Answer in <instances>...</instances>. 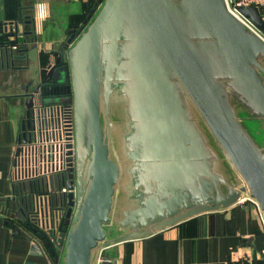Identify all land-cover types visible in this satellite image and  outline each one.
Listing matches in <instances>:
<instances>
[{
  "label": "water",
  "instance_id": "water-1",
  "mask_svg": "<svg viewBox=\"0 0 264 264\" xmlns=\"http://www.w3.org/2000/svg\"><path fill=\"white\" fill-rule=\"evenodd\" d=\"M25 1L38 5L19 0L4 23L0 69L20 58ZM239 12L264 33L257 8ZM67 35L48 73L70 86L54 103L72 108L75 131L56 264H118L104 253L243 201L264 225V40L226 0H100Z\"/></svg>",
  "mask_w": 264,
  "mask_h": 264
},
{
  "label": "crops",
  "instance_id": "crops-1",
  "mask_svg": "<svg viewBox=\"0 0 264 264\" xmlns=\"http://www.w3.org/2000/svg\"><path fill=\"white\" fill-rule=\"evenodd\" d=\"M77 6L69 0H38L41 14L37 30L39 44L36 49L23 51L15 67L0 71V264H53L45 245L35 239L24 227L14 224L7 211L16 209L12 199L11 168L16 146L20 140L22 121L26 114V88L33 89L40 82L41 69L70 38L71 16L83 11L84 3ZM65 4L66 6H62ZM72 4V5H70ZM25 7L31 3L24 4ZM66 9V15L59 12ZM4 2L0 0V21L4 19ZM33 16L32 11H24ZM20 24L22 38L27 45L35 31L25 19ZM25 49V48H24ZM251 241V242H250ZM126 245L129 248L126 249ZM129 249L131 264H235L242 250L252 255L253 264H264V225L258 207L251 203L236 205L215 214L200 216L193 221L164 232L124 245ZM104 255L114 261L109 251Z\"/></svg>",
  "mask_w": 264,
  "mask_h": 264
},
{
  "label": "built area",
  "instance_id": "built-area-1",
  "mask_svg": "<svg viewBox=\"0 0 264 264\" xmlns=\"http://www.w3.org/2000/svg\"><path fill=\"white\" fill-rule=\"evenodd\" d=\"M226 2L230 12L264 40V33L239 12L242 8H257L264 20V0ZM39 10L40 4L35 6L30 18L35 27L32 35L34 44H39ZM9 40L16 38L10 37ZM18 46L11 48L17 50ZM63 107L51 106L45 114L40 117L36 115L37 129L31 130L26 138L20 137L11 168L12 199L16 209L6 214L14 224L24 227L36 240L44 245L48 242L49 248L45 245L48 253L50 249L55 253L60 251L59 240L65 228L70 209L69 195L72 192L69 183L75 162L74 119L72 108L66 105L65 110ZM246 203L251 202L243 201L241 205ZM57 253L55 257L60 258ZM234 263L252 264L253 257L242 250ZM53 264L56 263L53 261Z\"/></svg>",
  "mask_w": 264,
  "mask_h": 264
},
{
  "label": "flooded vegetation",
  "instance_id": "flooded-vegetation-1",
  "mask_svg": "<svg viewBox=\"0 0 264 264\" xmlns=\"http://www.w3.org/2000/svg\"><path fill=\"white\" fill-rule=\"evenodd\" d=\"M26 3H31L32 5L31 6H28V7H25L24 4H26ZM36 5L37 4L35 2L25 1V2H22L21 7L24 9V11L27 10V11H32L33 12ZM25 8H28V9H25ZM29 8H31V9H29ZM24 11H22V14H23L22 17L23 18L21 20L19 19L20 24H22L24 21H26L25 19H27L28 22L31 21L30 20L31 16H25ZM75 15H77V14H75ZM72 16H74V15H72ZM20 24H19V26H20ZM30 24L33 25L32 22ZM19 30H20V28H19ZM27 33H31L30 36L33 35V31L32 32H27ZM22 40L23 39L20 38L21 44H23L22 43ZM9 41H14V40H9ZM0 42H5V41L1 40ZM31 45L34 46L33 49H36L38 47V45L37 44H34L32 40H31V44H29V45H27V44L25 46H22V45L21 46H18L17 45L18 46V49L15 50V56H18L19 57L20 54L23 51H26V48H28L27 51L30 50L31 47H32ZM59 51H60V49L58 51H56V52H59ZM64 52H66V50H64ZM54 53L51 56V58L44 64L45 66L41 69L40 82L37 83V85L34 86V88L31 89V90H30V88H26V90H25L26 93L23 94L24 97H25L29 93L35 92L37 90V94H36V97L34 99V103H33V106H32V108H34V110H35V116L33 118L32 130L37 129V122H36L37 116H39L41 114H45V112H48V110H49L48 108L49 107H51V106H64L63 108H65V106H66L63 103H55V104L49 105V104L46 103V100L47 99H57L59 101V100H63L65 98H67L70 95V86H69V84H60L58 82H55V81L53 82V81H50L49 80V77H48L49 71H51V69L55 65H58L59 64V61L58 60L61 57V54H59L58 57H55L54 56ZM1 70H3V69H0V71ZM68 107H70V106L68 105ZM65 110H67V109L65 108ZM72 114H73V111H72ZM74 169H75V164L71 168L72 174L74 173Z\"/></svg>",
  "mask_w": 264,
  "mask_h": 264
},
{
  "label": "trees",
  "instance_id": "trees-1",
  "mask_svg": "<svg viewBox=\"0 0 264 264\" xmlns=\"http://www.w3.org/2000/svg\"><path fill=\"white\" fill-rule=\"evenodd\" d=\"M4 2V11L5 16L4 19L0 21V31L4 28V23L8 22H14L18 20V12L20 9L19 0H3ZM100 0H88L86 3H84V8L82 13L74 15L71 17V28L75 30H79V28L84 24V20L88 18V16L91 14V11L94 10L95 6L99 4ZM10 38V37H9ZM8 38V39H9ZM1 41V39H0ZM193 221V220H191ZM189 221V222H191ZM186 222L183 225L189 223ZM41 240V239H40ZM126 249L129 247V245L125 246ZM57 253V252H56ZM49 255L51 256L52 260L54 261V257L52 256L50 250ZM130 255H132V251H128L125 258V264H131L130 263ZM55 262V261H54ZM253 264V263H252Z\"/></svg>",
  "mask_w": 264,
  "mask_h": 264
},
{
  "label": "rangeland",
  "instance_id": "rangeland-1",
  "mask_svg": "<svg viewBox=\"0 0 264 264\" xmlns=\"http://www.w3.org/2000/svg\"><path fill=\"white\" fill-rule=\"evenodd\" d=\"M64 3H65V1L66 0H62ZM73 5H75V6H77L78 8H77V12H80L81 11V9H80V3L78 2L79 0H69ZM72 4H70V5H72ZM62 6H66L65 4H63ZM66 12H68V10L66 9V7H65V10H63V8L61 9V11L59 12V15L60 14H62L63 15V17H64V15H66ZM4 13H5V11H4ZM3 13V15L5 16V14ZM82 13V12H81ZM3 16V17H4ZM67 16V15H66ZM68 17V16H67ZM58 100L57 99H47L46 100V103L47 104H55L54 102H57ZM129 248V247H128ZM124 250H125V247L123 246V247H118L117 249H112V253H110L111 251H109V253H108V255H110V257H112L113 259H115L114 261H117L118 262V264H125V256H122L121 255V252H124ZM129 251V249L126 251V254H127V252ZM132 251V250H131ZM132 253H133V251H132ZM130 263H131V255H130Z\"/></svg>",
  "mask_w": 264,
  "mask_h": 264
}]
</instances>
